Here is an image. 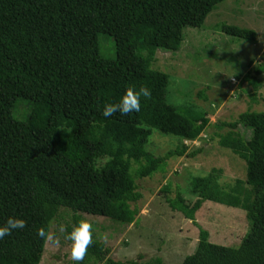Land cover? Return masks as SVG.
<instances>
[{
    "label": "trees",
    "instance_id": "obj_1",
    "mask_svg": "<svg viewBox=\"0 0 264 264\" xmlns=\"http://www.w3.org/2000/svg\"><path fill=\"white\" fill-rule=\"evenodd\" d=\"M222 1L0 0V224L9 216L26 220L24 229L0 240V264H40L46 240L37 229L49 232L60 208L76 215L73 224L79 213L131 224L142 197L136 180L200 151L187 152L183 142L200 137L208 113L187 114L168 103L169 76L151 65L156 49L177 51L185 27H201ZM222 30L248 40L256 35L236 26ZM100 34L112 38L114 58L100 54ZM253 71L264 73V62ZM245 80L256 91L261 86L249 73ZM129 85H147L152 98L142 99L139 113L103 117V105ZM19 99L29 106L23 119L13 116ZM238 125L250 130L248 139L229 131L218 143L246 162L245 179L224 189L212 169L189 179L192 204L180 193L167 202L191 220L204 201L240 208L249 232L232 247L210 242L201 229L195 251L181 264H264V111L242 112ZM153 129L182 142L155 156L146 148ZM109 253L94 237L82 264H165L118 261Z\"/></svg>",
    "mask_w": 264,
    "mask_h": 264
},
{
    "label": "rangeland",
    "instance_id": "obj_2",
    "mask_svg": "<svg viewBox=\"0 0 264 264\" xmlns=\"http://www.w3.org/2000/svg\"><path fill=\"white\" fill-rule=\"evenodd\" d=\"M224 25L249 29L256 35L252 40L238 38L225 33ZM98 39L100 54L114 58L112 38L100 34ZM147 53L142 52L143 56ZM153 59L151 67L169 76L168 103L183 113H208L209 122L200 137L183 142L187 152L196 148L200 151L193 156L171 158L166 162L165 173L158 171L136 180L142 197L136 203L139 213L131 224L122 225L86 213L77 215L93 222L94 237L104 242L114 260L142 263L159 258L165 264H181L195 251L201 229L209 233L210 242L232 247L238 246L250 229L245 211L240 208L204 201L191 220L173 211L167 199L180 193L192 204L196 197L188 191L189 179L207 175L212 169L218 171V181L224 189L233 186L237 179H245L246 162L221 147L218 135L236 131L249 138V129L233 124L242 112L264 111V73L253 71L264 62V0H223L201 27H185L177 51L156 49ZM248 73L260 81L258 91L245 80ZM28 111L26 100L19 99L13 116L23 119ZM181 142L178 136L153 129L146 148L155 156H162ZM60 209L49 231L60 242L46 240L40 264H72L70 242L64 239L66 233L61 229L72 226L76 215Z\"/></svg>",
    "mask_w": 264,
    "mask_h": 264
},
{
    "label": "clouds",
    "instance_id": "obj_3",
    "mask_svg": "<svg viewBox=\"0 0 264 264\" xmlns=\"http://www.w3.org/2000/svg\"><path fill=\"white\" fill-rule=\"evenodd\" d=\"M152 98V92L147 85H140L138 88L129 85L121 97L114 102H106L102 108V116L109 118L119 113L121 116H128L131 113L141 111L142 99L149 100ZM26 227V220L19 216H9L3 224H0V240L10 236L15 230H22ZM66 233L64 239L70 242V257L72 264H82L89 246L94 243V225L93 222L82 218L71 226L68 231L61 229ZM37 235L41 239L59 243V239L46 231L44 227L37 229Z\"/></svg>",
    "mask_w": 264,
    "mask_h": 264
}]
</instances>
